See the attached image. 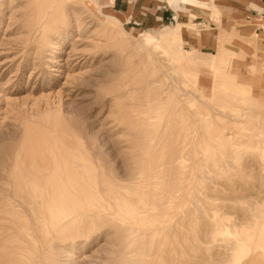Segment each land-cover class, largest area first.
<instances>
[{
	"label": "rangeland",
	"instance_id": "rangeland-1",
	"mask_svg": "<svg viewBox=\"0 0 264 264\" xmlns=\"http://www.w3.org/2000/svg\"><path fill=\"white\" fill-rule=\"evenodd\" d=\"M84 1L0 0V264H68V252L76 264H264V30L254 70L249 54H227L222 75L204 58L216 50L217 16L259 17L264 0H214L218 10L190 12L213 33L194 48L203 65L195 82L137 45L140 33L175 23L167 5L126 0L124 12L137 9L122 18L102 0L120 21L113 25ZM65 158L86 187L123 200L110 216L83 204L41 243L38 199L19 176ZM158 209L168 217L154 221Z\"/></svg>",
	"mask_w": 264,
	"mask_h": 264
},
{
	"label": "bare ground",
	"instance_id": "bare-ground-1",
	"mask_svg": "<svg viewBox=\"0 0 264 264\" xmlns=\"http://www.w3.org/2000/svg\"><path fill=\"white\" fill-rule=\"evenodd\" d=\"M57 1L58 0H50L49 4H54ZM165 1L170 2V0H165ZM178 1L180 2L181 5L183 6L189 5L190 7L194 8V10L199 6H205L203 1L200 0H178ZM83 3L85 5L90 4L94 6L95 10H97V12L103 18L108 20L110 24L117 25L120 22L117 17L109 15L103 11L104 6L102 0H85ZM189 15H194V14L191 13L183 14L181 12H178L174 18L175 23H173L170 26L169 25L162 26L161 28H158L155 32H150V31L142 32L138 35V39L136 40H137V45L141 46V48H146V50L151 48L154 51H158L163 55H165L166 58H168V60L175 66V69H178L184 77L187 76V74H191L193 77V81L195 82L196 71H194V67L203 66L202 64H199V62L202 61V58L195 51L194 48H189V49L183 48L182 36H181L183 28H186L190 32H197L196 24L188 22ZM258 15L260 16L253 21L264 26V12L261 11L258 13ZM218 39L220 44L218 50H216V52H214V54L211 55L210 57L208 56L204 57L205 59H209V60L210 58H212V62L210 64H206V66L210 67L214 74L222 75V73H225L224 69L226 68V66L228 68L230 63V58L227 57V54L229 53L234 56L240 57V59H243L244 56L247 54L251 55L255 59L253 64L250 66L251 70H254L256 66L261 64L260 57L257 56L254 49L248 43V40L240 38L237 35V33H231L222 30L218 34ZM182 66H184V69L181 68ZM191 66H193V68ZM196 109L197 108H195V111ZM240 115L241 114H239L238 117H240ZM196 116L198 119L201 118V120L204 117V116L199 117L198 114ZM259 117L260 114L258 115V118ZM75 167H77V165L72 158L69 160L65 158L62 161V163H60V161L54 160L51 166H42V167L38 166L37 170L27 171L24 174H20L19 176L21 181L25 185H27L28 188H30L31 196L35 199H38L37 201V203L39 204L38 212L34 210L35 213V217L33 218L34 229L30 227L28 233H33V230L36 231L38 233V236H40L41 238V243L47 241L48 236L50 237V235H53L55 237H57V235H60L61 232L60 229H62L65 225H67L68 223L72 222L77 218V212L82 210L83 204L95 203L96 208L99 211H106L105 215L110 216L113 215V213H115L114 211L111 210L112 208L111 203L113 202L117 204L119 201L123 200V198L122 197L120 198L119 197L120 195H118L117 193H114L112 191L108 192L107 190H103L102 188L96 185L86 187L87 184L81 178L78 177L79 172L75 170ZM161 204L163 205V203ZM169 206L170 205L167 203V207ZM174 207L179 208V204H176ZM174 207H173L174 209L173 211L175 212ZM117 211L118 214L116 216L122 217L123 214L121 212L122 211L121 208L118 209ZM167 215H168L167 210L162 211L158 209V211L155 212V214L153 213L151 216L152 219L154 220L155 218L154 216L161 218ZM161 221H163V219H161ZM25 222H27L26 219ZM0 230H2V228ZM32 238H34V236H32ZM75 238L76 235H72L71 239L75 240ZM67 254L68 255L66 256H68V260H67L69 262L68 264L71 263L76 264L75 260L70 259L72 254L69 252ZM39 262H40L39 259L32 260V264L35 263L37 264ZM50 262H52V260H50Z\"/></svg>",
	"mask_w": 264,
	"mask_h": 264
},
{
	"label": "crops",
	"instance_id": "crops-1",
	"mask_svg": "<svg viewBox=\"0 0 264 264\" xmlns=\"http://www.w3.org/2000/svg\"><path fill=\"white\" fill-rule=\"evenodd\" d=\"M141 1L143 4L149 5L154 9L159 8L161 5H167L171 10L174 11V13H175L173 16L174 18L178 12H181L183 14H189L191 11H194V8L190 7L189 5L183 6L180 4V2L178 0H170V2H166L165 0H141ZM202 1H203L204 5H207V6L213 4L214 8L216 10H218L217 9L218 5L215 4L214 0H202ZM125 3H126V0H112L111 2H109L106 5V7L107 8L112 7V6L117 7L118 10H116L114 12L119 14L122 18L123 17L125 18V16L131 14L134 10L137 9L136 6L134 7V9H131L129 7L128 11L124 12L122 8L125 6ZM257 10H258V13L261 11L264 12V9L262 7H257ZM165 11L166 10L161 9V11H159L158 17L161 19L163 17L168 18V16H166ZM215 12L220 14V11H215ZM244 14L245 13L242 10L238 9L232 15H227L226 17H224V14H223L221 16V18L218 16L216 17L221 24V27L218 29V32L216 33V35H217V37H216V50H217V46H218V34H219L220 29H223L226 32L236 30L237 35L240 38L248 40V43L254 49L257 56L260 57V60H261L260 62L262 63L263 57L261 54L263 53V49L261 47L259 48L257 46L256 41H255V35H257L256 30L257 29L264 30V26L253 21L257 17L252 16V17L247 19V17H245ZM194 17L195 16L188 18V21L196 24L197 32H190L186 28H183L182 33H181L182 46H183V37H186L187 39H189V43H190L189 48L193 47V48L198 49L199 42L202 39H204L208 43L209 41H211L213 33L211 32V28L209 26H207V25L201 26V23L198 24L197 22H194V20H193ZM130 18L131 19L133 18L135 20V18L133 16H129L128 20ZM174 21H175V19H174ZM198 26H200V27H198ZM189 48H187V49H189ZM216 50H215V52H216ZM207 53H210V52H207Z\"/></svg>",
	"mask_w": 264,
	"mask_h": 264
},
{
	"label": "built area",
	"instance_id": "built-area-1",
	"mask_svg": "<svg viewBox=\"0 0 264 264\" xmlns=\"http://www.w3.org/2000/svg\"><path fill=\"white\" fill-rule=\"evenodd\" d=\"M173 20H174V17L171 16L170 23H172ZM126 23L127 24L131 23L132 26H138V25H140V23L138 21H136L134 19H131V18Z\"/></svg>",
	"mask_w": 264,
	"mask_h": 264
}]
</instances>
